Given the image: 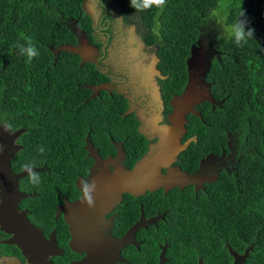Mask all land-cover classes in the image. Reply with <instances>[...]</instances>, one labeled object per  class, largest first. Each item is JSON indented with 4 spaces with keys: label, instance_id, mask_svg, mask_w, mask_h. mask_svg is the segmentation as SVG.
I'll return each instance as SVG.
<instances>
[{
    "label": "flooded vegetation",
    "instance_id": "af4514ba",
    "mask_svg": "<svg viewBox=\"0 0 264 264\" xmlns=\"http://www.w3.org/2000/svg\"><path fill=\"white\" fill-rule=\"evenodd\" d=\"M113 3L120 8L117 0H83L92 30L84 32L88 53L82 63L78 56V66L92 75L91 82L80 84L89 90L86 100L114 106L89 109L95 115L83 118L82 125L74 118L76 132L53 139L51 153L44 139L36 141L35 161L17 157L30 144L25 129L0 124L5 126L0 152L5 148L11 155V174L0 173V215L13 207L23 214L18 225L0 224V264H235V254L246 250L237 264H250L254 247L245 236L219 237L212 229L209 237L218 244L209 248L208 237L198 233L203 225L212 228L205 218L214 215L202 197L241 162L234 136L219 133L214 109L223 99L214 98L207 75L188 69L187 59L184 82L171 77L161 64L158 42H147L146 33L154 30L121 8L116 12ZM76 30L75 44L82 45L83 30ZM203 42L209 48L213 43L207 37ZM189 82L197 98L174 119L171 100ZM101 83L106 87L94 94L85 87ZM206 88L213 101L203 96ZM168 133L176 153L160 170L167 175L175 169L177 181L154 189L129 186L137 177L128 178L120 167L151 165L148 152ZM59 144L64 147L57 149Z\"/></svg>",
    "mask_w": 264,
    "mask_h": 264
},
{
    "label": "trees",
    "instance_id": "16d2710c",
    "mask_svg": "<svg viewBox=\"0 0 264 264\" xmlns=\"http://www.w3.org/2000/svg\"><path fill=\"white\" fill-rule=\"evenodd\" d=\"M117 2L126 17L133 14L154 30L146 33L147 42H158L162 66L179 82L185 80L191 46L201 42L207 31L222 28V34L210 37V48L205 42L212 51L206 80L214 98L223 99L214 109L219 133L234 136L241 162L234 174L223 172L202 197L214 215L208 211L205 220L212 222V228L203 225L198 233L208 237L209 248L218 244L209 237L212 229L219 237L245 236L254 247L250 264H264V0ZM82 3L0 0V124L11 130L24 128L30 143L17 157L35 161L40 139L51 153L53 139L66 140V131L76 132L74 118L82 125L83 118L95 115L89 109L114 106L110 101L100 105L94 103L96 99L86 100L89 90L80 84L91 82L92 75L78 66L77 55L55 51L63 43L75 44L70 20L90 34V19ZM230 245L237 246L238 241L231 240Z\"/></svg>",
    "mask_w": 264,
    "mask_h": 264
},
{
    "label": "water",
    "instance_id": "95a60500",
    "mask_svg": "<svg viewBox=\"0 0 264 264\" xmlns=\"http://www.w3.org/2000/svg\"><path fill=\"white\" fill-rule=\"evenodd\" d=\"M81 41L82 45L77 44H67L63 43L58 48H56V52L59 51H68L72 54L78 55L81 58V63L86 61L85 57L88 53V42L87 37L85 36L84 32H81ZM210 60L211 55L207 52L206 44H202L201 42H197L191 46L190 55L187 58V66L188 69H194L203 71V76L205 77L209 68H210ZM85 87L92 90V94L99 92L101 89L106 87L105 83L101 84H86ZM188 89H186L181 96H175L171 100V104L175 107V114L174 119L178 116V109L183 112H188L190 110L189 105H191V101L196 100L194 89L189 82ZM203 96L206 97L207 100H214L211 96L209 90L206 88L204 90ZM17 134V132H16ZM14 135V134H13ZM12 135V137H13ZM171 135L168 133L164 140H161L157 145H159L155 150L152 148L147 155L151 157L152 164L149 165L147 162H141L134 170L128 171L125 167L121 166L120 171H122L128 178H136V183H129L128 185H132L137 188H149L154 189L157 184H161L163 186H167L169 181H177L176 175L179 173L175 169H169L167 175H164L161 170L160 166L168 167V164L171 160H173L175 156V149L176 146H170L169 138ZM15 136V135H14ZM10 158L11 155L8 154L7 149H3L0 152V173L4 174H11L10 172ZM148 172V173H147ZM8 187L6 189H10ZM27 220V218L25 217ZM23 220V214L17 213L15 207L13 209H9V213L7 215H0V224L4 225L6 223H13L18 225V222ZM248 250H246L244 255H237L235 254V264L239 263L241 258L247 256Z\"/></svg>",
    "mask_w": 264,
    "mask_h": 264
},
{
    "label": "rangeland",
    "instance_id": "374dc122",
    "mask_svg": "<svg viewBox=\"0 0 264 264\" xmlns=\"http://www.w3.org/2000/svg\"><path fill=\"white\" fill-rule=\"evenodd\" d=\"M115 6V11L117 12L118 11V9H119V11H120V8L118 7V5L116 4V3H113ZM121 13V12H120ZM117 18H118V16H117ZM102 22V21H101ZM104 23V22H103ZM69 26H70V28H71V30L75 33V35H77V30L76 29H78L79 30V27L77 26V24L75 23V21L74 20H70L69 21ZM208 33H206L205 34V37H207V38H212V37H214V35H216V34H222L223 33V31H222V28H219L218 27V30H215V32H213V31H207ZM203 39H204V37H203ZM203 39H202V41H201V43L202 44H205V42H203ZM188 58V57H187ZM80 75L82 76V79H84V78H86V74H84V73H82V72H80ZM105 102H107L106 100H105ZM0 130H1V132H4L5 131V126H0Z\"/></svg>",
    "mask_w": 264,
    "mask_h": 264
},
{
    "label": "clouds",
    "instance_id": "9594fccd",
    "mask_svg": "<svg viewBox=\"0 0 264 264\" xmlns=\"http://www.w3.org/2000/svg\"><path fill=\"white\" fill-rule=\"evenodd\" d=\"M83 4V3H82ZM86 36V35H85ZM87 37V36H86ZM87 42H88V39H87ZM74 45V44H73ZM78 56V55H77Z\"/></svg>",
    "mask_w": 264,
    "mask_h": 264
}]
</instances>
